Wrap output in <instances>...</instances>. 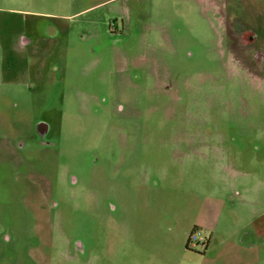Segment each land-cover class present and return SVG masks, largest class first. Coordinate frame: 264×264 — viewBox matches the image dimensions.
<instances>
[{"label":"rangeland","instance_id":"1","mask_svg":"<svg viewBox=\"0 0 264 264\" xmlns=\"http://www.w3.org/2000/svg\"><path fill=\"white\" fill-rule=\"evenodd\" d=\"M0 264H264V0H0Z\"/></svg>","mask_w":264,"mask_h":264},{"label":"flooded vegetation","instance_id":"2","mask_svg":"<svg viewBox=\"0 0 264 264\" xmlns=\"http://www.w3.org/2000/svg\"><path fill=\"white\" fill-rule=\"evenodd\" d=\"M20 44L22 46L21 49H13V53L11 55H14V56H19L21 53L22 54H25L26 52H24L23 48L26 47L28 44H29V41L26 40V39H22L20 41ZM35 133L36 135L38 136V141H40L41 143H51L50 141L46 140L45 139V135L47 133V125H45L44 123H39L37 124V126L35 127Z\"/></svg>","mask_w":264,"mask_h":264},{"label":"crops","instance_id":"3","mask_svg":"<svg viewBox=\"0 0 264 264\" xmlns=\"http://www.w3.org/2000/svg\"><path fill=\"white\" fill-rule=\"evenodd\" d=\"M12 51H13V49L10 50V52H12ZM23 55H24V54L21 53L19 56H14V55H11V54H10L9 56L11 57V59H13L14 57L19 58V59L21 60V63H22V62H23V59L26 58V57H24ZM7 74H8V73H7ZM10 76H11V77H10L9 80H11L12 82H18V81H20L18 75H16L15 73L11 74ZM25 82H27V78H26ZM253 245H255V244H254V243L251 244V245H250V248H252Z\"/></svg>","mask_w":264,"mask_h":264}]
</instances>
